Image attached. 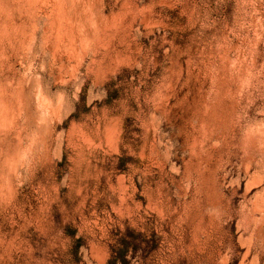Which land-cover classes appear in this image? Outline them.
Here are the masks:
<instances>
[{
  "label": "rangeland",
  "instance_id": "rangeland-1",
  "mask_svg": "<svg viewBox=\"0 0 264 264\" xmlns=\"http://www.w3.org/2000/svg\"><path fill=\"white\" fill-rule=\"evenodd\" d=\"M0 264H264V0H0Z\"/></svg>",
  "mask_w": 264,
  "mask_h": 264
}]
</instances>
